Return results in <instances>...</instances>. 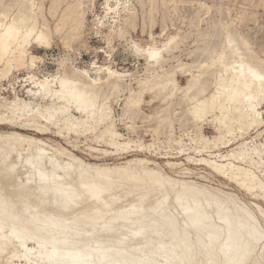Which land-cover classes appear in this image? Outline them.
<instances>
[{
  "label": "bare ground",
  "instance_id": "6f19581e",
  "mask_svg": "<svg viewBox=\"0 0 264 264\" xmlns=\"http://www.w3.org/2000/svg\"><path fill=\"white\" fill-rule=\"evenodd\" d=\"M39 1L0 0L3 77L13 67H37L41 57L31 52L33 45L52 48L54 30L41 20L45 14ZM64 1L53 3L60 6ZM116 1L113 5L106 0V9L120 16L121 0ZM85 3L74 0L63 12L61 27L55 29L69 33L64 37L67 47L81 34L80 7ZM128 3L121 26L111 27L120 37L136 18ZM139 3L146 7L142 0ZM155 3L150 4V15L157 10ZM15 7L19 13L13 15ZM221 28L226 43L221 51L216 52L217 45L210 40L200 51L205 57L202 62L180 67L189 78L177 102L192 104L188 114L193 125L213 117L214 135L200 132L191 138L199 143V152L210 153L209 159L201 160L249 192L264 191V180L257 174L264 175V154L259 148L264 149V142L254 147L240 143L229 154L214 152L231 146L244 129L261 124L257 106L264 102V61L242 34L230 25ZM177 43L171 38L161 46L153 41L143 49L135 47L150 64L160 65L164 52ZM69 60L60 64L56 74L36 79L32 75L26 98H0V124L24 119L27 124L54 125L61 132L79 134L110 122L97 138L107 137L111 148L121 150L130 143L111 117L113 92L130 89L124 111L134 125L145 94L152 93L149 103L159 100L168 109L180 90L177 70L157 71L133 90L124 87V73L104 68L106 80L99 85L88 71L69 66ZM208 67L216 77L212 93ZM83 77L90 82H83ZM162 119L161 125H172L169 117ZM23 142L18 136L0 137V264H264V231L255 215L234 198L225 199L214 188L177 187V182L148 167L111 169L87 166L78 159L65 161L57 156L58 150L51 152L43 144L21 152L16 146Z\"/></svg>",
  "mask_w": 264,
  "mask_h": 264
},
{
  "label": "rangeland",
  "instance_id": "374dc122",
  "mask_svg": "<svg viewBox=\"0 0 264 264\" xmlns=\"http://www.w3.org/2000/svg\"><path fill=\"white\" fill-rule=\"evenodd\" d=\"M53 1H39L45 14L41 20L54 30L52 48H40L36 45L31 47V52L41 57L37 60V67L34 70L13 67L5 77L0 71L1 100H12L18 95L26 98L27 87H31L32 75L36 79L56 74L61 67L60 64L67 58L70 59L69 66L88 71L99 85L106 80L104 68L110 67L124 73L126 75L124 87L133 90L138 89L139 81L151 78L157 71L162 73L177 70L176 78L180 90L177 91L173 104L168 109L159 100L149 103L152 93L145 94L137 110L139 115L136 117H139L134 125L130 115L124 111L130 89L113 92L111 102L109 101L111 117L116 129L124 135V141L130 143L126 149L111 148L107 137L97 138L110 122L75 134L64 130L61 132V129L54 125L27 124L24 119H20L0 124V137H20L24 142L16 148L21 152L26 151L29 146L33 148L43 144L51 152L58 150L57 156L65 161L78 159L87 166L111 169L148 167L161 172L166 179L177 182V187L188 185L202 189L214 188V192L220 191L225 199L231 197L237 204L246 206L255 215L260 228L264 231V191L249 192L236 181L213 171L201 160L203 157L209 159L210 153L199 152V143L193 142L191 138L197 137L200 132L208 136L214 135L217 129L212 121L213 117L200 120L198 126L193 125L188 114L192 104L184 102L178 105L177 102L185 94L189 78V74L181 72L180 67L202 62L205 57L200 53L210 40L217 45L216 52L221 51L226 45L225 36L221 34L222 25H230L233 31L242 34L240 37L249 43L255 54L264 61V0H157L156 3L155 0H142L146 7H142L140 0H130L127 5L136 11V18L132 26H125L126 33L121 37L116 33L117 28L113 31L111 27L121 26L120 17L126 16L123 8L128 0H121L120 16L110 14L106 9V0H85V5L80 7V12L84 14L83 28L76 41L72 40L71 47L65 45L64 37L69 33L66 30L57 33L55 29L61 27L63 12L74 0H66L60 6ZM111 1H113L111 4L115 5L116 0ZM152 2L157 5V10L150 15ZM12 13L18 14L19 9L15 7ZM101 19L104 21L102 26ZM216 23L218 26H215ZM171 38L178 42L177 47L164 52L160 65L150 64L135 47L136 45L143 49L153 41L155 45L161 46ZM106 51L110 56H107ZM211 63L212 60L207 58V64ZM206 71L210 85L209 93H212L216 77L210 74V67ZM81 79L85 83L90 82L87 77ZM71 109L75 111L74 107ZM216 113L220 114L219 111ZM256 115L262 119L261 124L244 129L243 136L238 134L231 146L214 152L224 155L229 154L243 142L247 143L246 147L258 146L264 142V102L257 106ZM160 116L169 117L172 125H161L163 119ZM27 140H33V143L29 145ZM259 148L264 154V149ZM257 174L264 180L262 172L259 171Z\"/></svg>",
  "mask_w": 264,
  "mask_h": 264
}]
</instances>
